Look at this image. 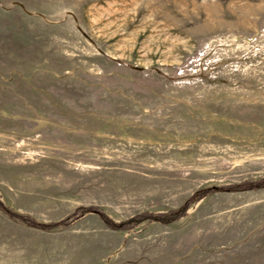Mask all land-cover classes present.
I'll return each mask as SVG.
<instances>
[{
    "label": "rangeland",
    "instance_id": "374dc122",
    "mask_svg": "<svg viewBox=\"0 0 264 264\" xmlns=\"http://www.w3.org/2000/svg\"><path fill=\"white\" fill-rule=\"evenodd\" d=\"M262 180L264 0H0V264H264Z\"/></svg>",
    "mask_w": 264,
    "mask_h": 264
},
{
    "label": "trees",
    "instance_id": "16d2710c",
    "mask_svg": "<svg viewBox=\"0 0 264 264\" xmlns=\"http://www.w3.org/2000/svg\"><path fill=\"white\" fill-rule=\"evenodd\" d=\"M244 184H246V183H244ZM260 184H261V186H263L264 187V180H262L261 182H260ZM246 186V185H245ZM253 186V185H252ZM243 186H236V187H231L230 189H240V188H242ZM229 189V190H230ZM184 210H185V208L181 211V212H184ZM173 214H177V212H174ZM68 221H69V219L67 220V221H63L62 223H59L58 225H56V227H58V226H62V227H66L67 226V224H68ZM108 223V222H107ZM109 224V223H108ZM114 225H111V227H113Z\"/></svg>",
    "mask_w": 264,
    "mask_h": 264
},
{
    "label": "water",
    "instance_id": "95a60500",
    "mask_svg": "<svg viewBox=\"0 0 264 264\" xmlns=\"http://www.w3.org/2000/svg\"><path fill=\"white\" fill-rule=\"evenodd\" d=\"M135 69H137V70H141L140 68H138V67H135Z\"/></svg>",
    "mask_w": 264,
    "mask_h": 264
}]
</instances>
